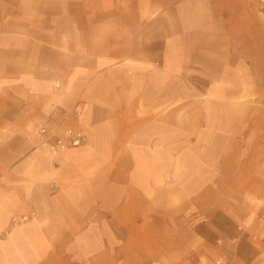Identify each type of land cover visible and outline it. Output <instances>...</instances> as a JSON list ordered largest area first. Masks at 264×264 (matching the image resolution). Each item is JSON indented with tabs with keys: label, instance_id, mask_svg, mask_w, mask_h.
<instances>
[{
	"label": "crops",
	"instance_id": "crops-1",
	"mask_svg": "<svg viewBox=\"0 0 264 264\" xmlns=\"http://www.w3.org/2000/svg\"><path fill=\"white\" fill-rule=\"evenodd\" d=\"M224 258L264 264V12L0 0V264Z\"/></svg>",
	"mask_w": 264,
	"mask_h": 264
},
{
	"label": "built area",
	"instance_id": "built-area-1",
	"mask_svg": "<svg viewBox=\"0 0 264 264\" xmlns=\"http://www.w3.org/2000/svg\"><path fill=\"white\" fill-rule=\"evenodd\" d=\"M253 3L264 12V0H252ZM40 134L46 136V141L54 140L55 145L52 149V156H57L61 152L79 148L83 145L84 136L81 134L70 135L67 139L61 138L57 131H48L46 128L41 129ZM216 264H235L233 258H224L216 262Z\"/></svg>",
	"mask_w": 264,
	"mask_h": 264
}]
</instances>
